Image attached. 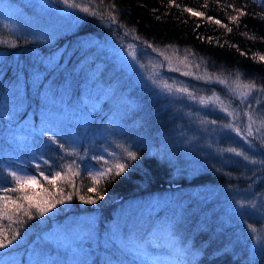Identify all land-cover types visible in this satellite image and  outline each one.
Instances as JSON below:
<instances>
[{
  "label": "trees",
  "instance_id": "obj_1",
  "mask_svg": "<svg viewBox=\"0 0 264 264\" xmlns=\"http://www.w3.org/2000/svg\"><path fill=\"white\" fill-rule=\"evenodd\" d=\"M84 1L86 6L105 16L114 3L119 24L113 25L108 19L100 21L83 13L82 18L71 30L57 37V44L64 45L63 51H69L66 61L73 65L74 69L81 67L77 69L79 74L68 84L63 83V77L57 78L62 76L61 74L54 73L50 79L47 74H42L39 90L33 84L34 71L30 66L28 69L27 64L22 63V67H19V63L27 61L25 55L29 54V45L37 43L40 39L35 34L15 27L8 18L0 17V41L8 42L0 43V102L3 100L2 96L6 97L2 106L0 103V111L3 113L1 108L9 109L12 100L8 96H12V103L17 105L15 109L19 112V121L26 118L31 125L40 128H32L34 131L20 129L18 134H13L4 125V113H0V181L7 178L9 171L23 169L27 173L36 174L40 181V185L28 186L29 194H39L45 199L49 193L56 198L68 192L73 194L71 201L58 205L63 211L28 221L22 230L27 234L23 235L21 244L6 250L0 259L6 261L16 257V260L11 261L20 264L30 257L37 241L55 221L84 215L88 218L92 216L93 219L90 218L86 222L91 223L90 227L96 230V234L119 233L116 244L113 240L106 241L104 245L97 243L93 247L91 258L85 264H107L109 260L139 264L135 259L134 250L147 239L150 225L165 218L175 221L176 238L184 251L177 254L171 247L150 249L152 257L159 258L160 264H170L172 261H182V264H258V260L251 261L246 254L245 247L242 246L243 241L236 235V224L221 218L226 212L223 213L208 203H201L196 188L203 184L216 183L243 186L257 181V187L260 189L261 185L264 186V167L260 164L255 167L246 166L241 157L225 149L220 150V145L212 154L201 153L203 149L199 148V144L188 143V147L183 146L180 137L174 138L173 131L178 132L176 127L179 125L176 117L171 118L168 115L169 108L160 107L146 93L138 95L135 84L124 78V74L113 72L107 76L108 69L113 70L109 67V61L103 59L98 49L88 44L87 38L89 34H111L120 39L133 40L141 47H146L143 41H147L159 50L168 49L170 52L192 56L208 71L220 77L236 78L235 70H239L243 74L242 80L239 81L247 83L254 79L257 86H261L264 85V62L258 60L259 56L264 55V7H261V0H173L171 5L169 0H103V3L100 0ZM0 2H7L20 13L29 15L31 6L23 0ZM185 7L202 11L204 17L192 16L184 11ZM241 8L246 15L239 16L238 22H230L228 17L238 15L234 9ZM209 16L221 20L222 25H227V28L209 21ZM120 24L124 27L121 28ZM197 24L200 25L199 28H196ZM228 28L232 31L229 32ZM131 29H135V32ZM137 35L139 40L135 38ZM209 37L212 42H209ZM13 41L16 47L9 46ZM167 45L171 47H165ZM87 65L90 68H87ZM80 69L93 74L94 79L103 85H111L117 91L124 90L126 94L123 92V100L120 101L122 105L116 106L115 102H107L109 104L101 106L100 109L91 107L99 120L110 123L112 130L107 138H97L96 134V138L92 137L93 140L90 141L89 130L81 132L77 127L74 131L80 138L79 147H85L87 151L85 150V154L73 156L66 155L58 145L48 140L53 131H56V124L47 120V117L45 119L39 116L37 110L32 108H37L41 101L38 91L39 94L52 91V98L56 99L57 95L61 97L63 92L69 89V98L73 97V89L79 91L78 83L81 76H84ZM22 90L24 91L21 98H16L14 92ZM258 94L262 96L264 92ZM21 99L23 103H19ZM13 108L10 107V111ZM11 115L14 114L11 112ZM116 120L118 123H115ZM72 125V122H61L62 129L58 131L57 138L65 148L72 147L74 135L69 132V126ZM45 127L49 130L41 132ZM185 140H188L187 137ZM228 141L235 145L233 138L230 137ZM118 145L135 151L138 159L127 161L126 154ZM259 147L260 151L256 152L255 160L264 159V147ZM97 156H102L103 160L98 162L95 159ZM105 161H108L107 165ZM117 161L128 162L130 167L120 177L102 181L96 186V193L89 192L88 188L93 187L92 175L102 167L114 166ZM37 164L40 165L39 171L45 174L62 171L65 178L53 187L39 175ZM75 173L79 174L74 175ZM73 184L74 187L71 186ZM10 186V182L0 183V187ZM57 188H62L64 192H58ZM42 189L48 191L44 192ZM101 193L104 198L98 200L95 205L84 204L79 199L81 195L95 198ZM0 195L15 197L18 194ZM149 197H161L163 200L167 198L168 202L149 213L150 216L144 215L143 222L136 221V224H131L135 228L134 232L132 227L128 231L127 228L119 227L120 224L113 220L119 203L139 202ZM248 219L255 221L252 216ZM245 223L251 222L246 220ZM142 224L144 227H138ZM237 226L241 227L239 224ZM137 229L140 230L138 233ZM88 236L86 233L85 239L82 240L83 245L90 244ZM162 238L166 240L163 233L159 239Z\"/></svg>",
  "mask_w": 264,
  "mask_h": 264
},
{
  "label": "rangeland",
  "instance_id": "obj_2",
  "mask_svg": "<svg viewBox=\"0 0 264 264\" xmlns=\"http://www.w3.org/2000/svg\"><path fill=\"white\" fill-rule=\"evenodd\" d=\"M23 2L31 6H28L30 8L29 15L20 13L17 8L11 6L7 2H0V17L8 18L15 27L35 34L37 38L40 39L37 43H31V45H29L30 48L27 49L29 54L27 53L25 55L27 61H20L19 67H22V63L27 64L28 69L30 66L33 71L39 70L41 75L47 74L46 76L49 79L53 77L54 73H58L62 75L57 77L58 79L63 77L62 80L64 84L70 83L71 80L73 81L76 78L75 76L79 74L77 73V69L81 67L74 69L72 67L73 65L71 66V64L66 61L69 51H63L64 45L57 44V37L63 32L71 30L82 18L83 13L76 9H68L66 11L58 10L55 7L57 3L58 6L66 7L60 3V0H50V3H45L42 0H23ZM74 2L81 4L82 7L86 6L84 0H74ZM78 17L81 18L78 19ZM40 33H48L50 34V38H48V36L40 38ZM87 42L93 45L95 49H98L99 54L104 60L109 61V67L113 70L110 71L108 69L109 72L107 76L113 72L124 74V78H127L129 82L135 84L138 95L146 93V95L158 103L160 107L169 108L170 113L168 115H170L171 118L176 117L178 119L176 120L178 123L177 125H179V127H176L178 132L175 130L173 131V135L175 134L174 138L177 139L180 137L183 146L188 147V143L199 144V148L203 149L200 152L204 154L215 153V148L218 145H220V150L226 149L224 147H234L237 150L245 151L249 155L250 160L255 159L256 152H258V150L260 151L259 140L249 138L252 140V147H250L249 144L245 143L235 132L223 127V125L233 122L242 129L246 128L247 117L244 115V112L251 111L254 117H257V122L253 125L255 131L256 128L260 127L261 120L259 117L264 115V95L261 96L258 94L259 92L254 91L252 95L241 103L237 96L242 91L240 85H242L243 82L236 80V78L229 76L220 77L215 74L214 79L217 77L227 79L228 83L225 85L215 83L204 84L202 80L198 81L193 79L192 76H181L178 72L168 71L167 69L169 67H179L181 71H189L205 78L209 73H212L208 71L200 61H196L195 58L193 59L192 56L189 57L184 53L170 52L168 49L159 50L156 48L158 52L163 53V56H160L150 48L137 46L133 40L127 38L120 39L116 36H111V34H89ZM130 44L134 45V49L128 48ZM133 50L137 57L135 64H133L131 58L127 55ZM165 56L169 57L170 60L165 61ZM185 57H187V59H185ZM50 61L51 64L49 63ZM181 61H183V63H181ZM162 64L164 65L163 67L161 66ZM185 64L191 67L185 68ZM52 65H59V67L54 71L48 70L52 68ZM120 65H123L122 69ZM140 65H144V67L140 68ZM197 65H199L198 68ZM75 66L76 65H74V67ZM86 67L90 68L89 65ZM80 70L84 73V76H81V80L78 83L79 91L77 92L73 89V97L69 98L71 95L69 89L63 92L61 97L57 95L56 99L52 98V91H48V93L39 94L41 101L37 104V108H32L37 110L39 116L45 117V119L47 117V120L56 124V126H54L56 132L62 129L61 122H66L67 124H70V122L73 123L72 126H69V132L74 135V140L71 143L72 147H66L68 151L75 152L73 156L76 154H85L86 150L85 147H79L80 143L78 140H80V138L77 137L76 131H74L77 127L81 132H86L87 129L89 130L91 134L90 141L93 140L96 134L98 136L97 138H102L104 136L107 138L112 130L110 123L108 121L99 120L91 107L100 109L101 106L108 105L109 103L107 102H115L116 106L122 105L120 101L123 100V92L125 93L124 90H115L111 85H103L101 82L94 79L93 74L85 69ZM67 71L69 72L63 75V73ZM139 73H142L145 77H151L159 73V78L162 81L167 80L169 83H173L174 86H179L181 84L187 85L190 89L194 90L198 96H209L215 91L223 100V104L216 101L217 105L220 107L229 105V110L235 108L241 115L238 119L232 121V118L220 111L219 107L213 108L210 106L205 109L197 102L186 97L160 93L158 89H155L154 86L147 81H141L138 76ZM57 90L60 92L58 86ZM23 91L24 90L14 92L16 98H21ZM45 95L47 96L46 101L44 100ZM4 97L5 96L1 97L3 98L2 102H0L1 106L6 102V97ZM8 98H11L10 100L13 102L12 96H8ZM213 100L215 101V97H213ZM12 102L10 101L9 109L1 108L4 113V125L7 127V130H10L13 134H18L20 129L34 131L32 128L35 126L27 122L25 120L26 118L19 121V112L15 109L17 105ZM20 102L21 100L19 103ZM10 107H14L11 109L12 111H10ZM6 112L9 114H6ZM11 112L14 115H11ZM0 113L2 112L0 111ZM212 120L217 121V123H208V121ZM116 122L118 123L117 120L115 123ZM34 129L40 130L39 127H35ZM65 130H67V128H65ZM256 135L264 136V130L260 133H256ZM186 137L188 140H185ZM230 137L234 139L235 145L228 141ZM90 144L92 143H89V145ZM91 147L94 148L93 146ZM80 155L78 156L80 157ZM242 161L246 166H257V164L253 165L248 161H244L243 158ZM256 182L257 181L243 186L227 183L203 184L196 188V194L201 198V203H208L209 205L215 206L219 211L223 213L226 212L221 215V218L226 222H233L236 224V235L243 241L244 245L242 246L245 247L246 254L249 255L251 261L258 260V264H264V186L261 185V188L258 189ZM260 182L258 184H260ZM237 201H241L244 207H239L236 203ZM166 202H168V199L166 198L163 200L161 197H149L139 202H121L114 213L113 220L120 224L119 227L123 229L127 228L129 231L132 225L136 224V221L143 222L145 216H150L149 213H153L156 208L162 206V204ZM237 210L239 214H237ZM250 216H252L255 221L248 219ZM90 218H92V216H90ZM90 218H88V216L78 215L61 221H55L54 225L37 241L33 249L36 248L35 250L37 252L43 250L44 253L52 257H58V259L62 261H69V264H71L73 260L79 262V264L87 263L93 254V247L97 245V243L104 245L106 241L113 240V243L116 244L117 240H119L118 232H102L101 234H96V230L90 227L91 223L86 222V220L89 221ZM246 220H249L251 223H245ZM237 223L241 227L237 226ZM249 224L257 228V233H251L248 230L247 226ZM138 227H144V224ZM134 230L135 228L132 227V232H134ZM139 231L140 230L137 229V233ZM86 233L89 235V245L82 244V240L85 239ZM256 235L261 236L260 241L253 239ZM166 242L167 241L163 238L159 239L160 244ZM65 243L68 245L67 249L64 247L58 248V245H63ZM72 248L77 249L76 253L71 251ZM30 254V257L27 258V260L25 258L20 264H30V259L35 260L37 258L33 252H30ZM40 258L43 259V256ZM8 259L9 260L6 261H11V259L16 260V257Z\"/></svg>",
  "mask_w": 264,
  "mask_h": 264
},
{
  "label": "snow or ice",
  "instance_id": "obj_3",
  "mask_svg": "<svg viewBox=\"0 0 264 264\" xmlns=\"http://www.w3.org/2000/svg\"><path fill=\"white\" fill-rule=\"evenodd\" d=\"M46 3L47 0H44ZM101 3H103V0H100ZM60 3L66 6L68 9H76L80 12L86 14L87 16L95 17L99 19L100 21H103L105 19H108L111 24L116 25L119 24V20L117 18V15L115 14V4L112 3L110 6V9L107 10V16H105L103 13L95 10L94 8H91L90 6H84L82 7L81 4L74 2V0H60ZM173 3V0H169V4L171 5ZM179 7V5H177ZM207 7V5H205ZM229 7H233L232 5H229ZM261 7H264V0H261ZM238 15L230 16L228 17L230 22H238L239 16L246 15V12L241 9H234ZM185 12L190 13L194 17H204V13L202 11H194L191 8H184ZM81 17H78L80 19ZM264 18V17H262ZM157 19H160V17H157ZM209 21L214 22L217 25H221L223 27L227 28V25H222L221 20L214 19L213 17L209 16L207 17ZM120 27L123 28L124 25L120 24ZM200 25L197 24L196 28H199ZM131 31L134 33L135 29H131ZM228 31H232L231 28H228ZM128 33H125L127 35ZM40 38H43L44 36H48L50 38V34L48 33H40ZM137 40L140 39V37L137 35L135 37ZM200 39H204V37H200ZM209 42H212V38L209 37ZM0 43L8 44L7 41H0ZM143 43L146 45L147 48L152 49L154 52H157L158 55L163 56L162 52H158L156 47L147 41H143ZM10 47H16L15 41L11 42ZM165 47H171V45H167ZM128 48L134 49V45H128ZM243 54V53H242ZM133 64H135V61L137 59L136 53L133 50L132 52H129L127 54ZM256 58V57H254ZM187 59V57H185ZM165 61H169L170 58L165 56ZM258 60L261 62H264V55L259 56ZM51 64V61L49 62ZM183 63V61H181ZM164 66L163 64L161 65ZM185 68L191 67L188 64L184 65ZM59 65H52L51 69H48L50 71H54ZM140 68H143L144 65H140ZM199 65H197V68ZM47 68V66H46ZM120 68H123V65H120ZM170 72H178L181 76H192L193 79L196 80H202L204 84H210L215 83L219 85H225L228 83L227 79H221V78H215L212 73H209V75L205 78L203 76L195 75V73L189 72V71H181L179 67H169L167 69ZM236 80H242L243 74L239 72V70H235ZM139 79L141 81H147L151 85L154 86L155 89H158L160 93H166L167 95H176V96H183L190 100H193L197 102L202 108H209L210 106L213 108L219 107V110L226 113L228 117L232 118V121H235L239 118L240 113L235 108H232V110H229V105H224L223 107H220L216 104V101H219L220 104H223L222 97L215 91L212 92L209 96H198L196 92L192 89H190L189 86L181 84L179 86H174L173 83H169L167 80H161L159 78V73L154 74L151 77H145L142 73L138 74ZM42 79L41 74L39 70H35L33 73V84L34 86L39 90L40 83L39 81ZM242 88V91L238 94L237 98L240 99L241 103L244 102L254 91L257 92H264V85L257 86L255 83V80H251L250 82L243 83L240 85ZM39 95V91H38ZM213 97H215V101L213 100ZM44 100H47V96L45 95ZM21 103H23V99H21ZM244 115L247 117V125L246 128H241L240 126L234 124L233 122H229L223 125V127L230 129L231 131L235 132V134L240 137L245 143L249 144L250 147H252V140L249 138L257 139L259 140V144L261 147H264V136L256 135V133H260L262 130H264V115H261L259 118L261 120L260 127L256 128L255 131L253 129V125L257 122V117H254L251 111H245ZM208 123L216 124L217 121L212 120L208 121ZM49 129L47 127L42 128L41 132L48 131ZM59 133L56 131H53L52 135L48 137V140L54 144L58 145V147L65 151L66 155H73L75 154L74 151H68L65 148L64 144H61L58 140ZM122 148V151L126 154L127 161H136L138 159L137 153L135 151L129 150V148L124 147L123 145H118ZM227 152L234 153L237 157H242L244 161H248L253 165L260 164L264 166V159L250 160L249 155L243 151V150H237L234 147H230L225 149ZM95 159L99 162L103 160L102 156H97ZM44 163H48L47 161H44ZM105 164H108V161H105ZM130 167V164L128 162H119L117 161L114 166L109 167H102L101 169L97 170L94 175H92V184L93 187H89L88 191L91 193L97 192V187L102 181H110L115 179L116 177H120L122 174L126 172V170ZM36 168L39 172V175L43 177L45 181L49 185H52L53 187H56L58 184V181L63 180L65 178V175L62 173V171H56L54 173L49 172L48 174H45L42 171H39L40 165L37 164ZM113 168L115 171L113 172ZM79 173H75L74 175H78ZM228 175H231L228 173ZM8 178H10V181H8ZM3 182H10L12 186L10 187H0V193H17L15 197L8 196V195H0V257H2L5 254V251L12 248L13 246L20 245L23 239V235H26V231H23L25 228V225L28 221L37 219L39 217H45L49 214L54 215L56 212L63 211L62 208H58V205H65L66 202L71 201L73 199V194L71 192H68L66 195L61 194L59 198H56L52 196L49 193L48 198H43L39 194H29L28 186L29 185H40V181L37 179L36 174L27 173L23 169L18 170H12L9 171L7 174V178H5L4 181H0V183ZM74 187V184L71 185ZM44 192H47V189H42ZM57 191L60 193H63L64 190L62 188H57ZM79 190H77L78 192ZM104 198V194H98L93 198L92 196L85 197L81 195L79 199L84 204L89 205H95L97 204L98 200H102ZM239 207H244V204L241 201L236 202ZM237 214H239V211L237 210ZM175 221L174 220H168V218H165L163 221L157 220L153 222L150 225V231L147 234V239L143 241L141 244L137 245L135 252V259L139 262V264H160L159 258H153L150 252V249L153 248H168L171 247L174 252L177 254H181L182 250L179 246V243L176 238L175 234ZM248 230L251 233H257V228L251 224L248 226ZM14 229V230H13ZM163 233L164 237H166V243L160 244L159 238L161 234ZM256 241L261 240L260 235H256L253 237ZM64 247L67 249L68 245L67 243L63 245H58V248ZM71 251L73 253H76L77 249L72 248ZM126 251H128L126 249ZM33 254L37 257L35 260L30 259V264H69V261H62L58 259V257H52L46 253L43 252V250L37 252L35 249H33ZM66 254V253H65ZM59 255V254H58ZM43 256V259L40 257ZM0 264H17L15 261H4L3 259H0ZM71 264H79L77 261H71ZM107 264H124L123 261H112L109 260ZM170 264H182V261H172Z\"/></svg>",
  "mask_w": 264,
  "mask_h": 264
},
{
  "label": "water",
  "instance_id": "obj_4",
  "mask_svg": "<svg viewBox=\"0 0 264 264\" xmlns=\"http://www.w3.org/2000/svg\"><path fill=\"white\" fill-rule=\"evenodd\" d=\"M44 2V0H42ZM50 0H47V2H49ZM55 7L60 10V11H66L68 10V8L64 7V6H58V5H55Z\"/></svg>",
  "mask_w": 264,
  "mask_h": 264
}]
</instances>
